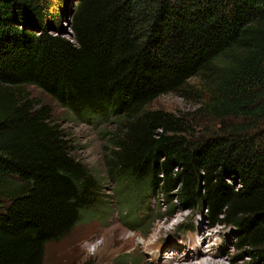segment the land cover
Returning <instances> with one entry per match:
<instances>
[{"label": "trees", "instance_id": "1", "mask_svg": "<svg viewBox=\"0 0 264 264\" xmlns=\"http://www.w3.org/2000/svg\"><path fill=\"white\" fill-rule=\"evenodd\" d=\"M23 85L115 122L104 164L135 212L161 193L169 212L232 227L235 264H264V0H0V264H43L102 201ZM175 92L195 109L148 107Z\"/></svg>", "mask_w": 264, "mask_h": 264}, {"label": "rangeland", "instance_id": "2", "mask_svg": "<svg viewBox=\"0 0 264 264\" xmlns=\"http://www.w3.org/2000/svg\"><path fill=\"white\" fill-rule=\"evenodd\" d=\"M62 25L69 34L66 23ZM68 34L64 33V36L69 38ZM196 82V79L190 81L191 84ZM18 92L21 96L50 105L52 119L72 141L71 154L103 181L98 210L86 216L67 235L48 242L43 264H166L171 262L170 257L181 259L189 252L194 253L196 247L203 252L217 254L215 259L223 260L224 264H235L232 259L238 252L234 247L232 227H210L205 211L175 208L169 212V202L156 191L147 193L143 202L140 195L137 196L141 206L136 212L133 210L136 206L124 202L127 197H134V191L131 186L118 187L114 179L107 177L104 164L105 146L108 144L104 133L116 126L110 117L80 119L49 94L32 85L20 86ZM148 107L181 113L192 112L196 105L175 92L160 95ZM207 124L212 126L214 122L208 121ZM199 129L196 127V130ZM136 216L138 221L142 220L137 226L131 219ZM160 227H163L161 231ZM194 262L198 260L195 258Z\"/></svg>", "mask_w": 264, "mask_h": 264}, {"label": "bare ground", "instance_id": "3", "mask_svg": "<svg viewBox=\"0 0 264 264\" xmlns=\"http://www.w3.org/2000/svg\"><path fill=\"white\" fill-rule=\"evenodd\" d=\"M161 228L163 229V227L159 228L160 231ZM196 249V251L190 250L191 252H195L192 254L189 252L186 256L181 259H173L170 257L169 259L171 262H168L166 264H224L223 260L215 259V257H217V254L211 252H203L200 248L198 249L197 247ZM163 257L164 256L161 257L160 263L162 262ZM195 258L198 260V262H194Z\"/></svg>", "mask_w": 264, "mask_h": 264}, {"label": "clouds", "instance_id": "4", "mask_svg": "<svg viewBox=\"0 0 264 264\" xmlns=\"http://www.w3.org/2000/svg\"><path fill=\"white\" fill-rule=\"evenodd\" d=\"M210 227H213V226H210Z\"/></svg>", "mask_w": 264, "mask_h": 264}]
</instances>
